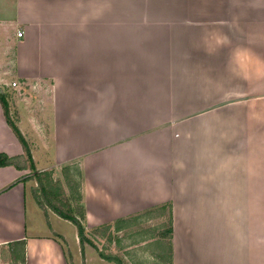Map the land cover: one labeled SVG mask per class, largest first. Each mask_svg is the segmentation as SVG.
Returning <instances> with one entry per match:
<instances>
[{"label":"crops","instance_id":"0c3cea01","mask_svg":"<svg viewBox=\"0 0 264 264\" xmlns=\"http://www.w3.org/2000/svg\"><path fill=\"white\" fill-rule=\"evenodd\" d=\"M0 9V83L23 94L10 114L37 171L80 168L87 230L170 205L171 264H264V0ZM0 153L24 155L1 105ZM31 174L0 167V264L17 240L25 264H111L76 226L70 248Z\"/></svg>","mask_w":264,"mask_h":264},{"label":"rangeland","instance_id":"374dc122","mask_svg":"<svg viewBox=\"0 0 264 264\" xmlns=\"http://www.w3.org/2000/svg\"><path fill=\"white\" fill-rule=\"evenodd\" d=\"M9 13L10 11L7 9H0V20L8 18ZM7 40L0 37V51L3 48L2 51L6 55V58L7 56L9 57V52L12 49ZM7 59L9 60V58ZM0 87L6 92L8 102L23 97L22 90L11 86H3L1 83ZM10 115L12 116V114ZM70 173L73 175L70 185L65 183L62 173L60 177L52 175V178L61 182L65 194L71 198L73 204H77L80 202V200H76L80 192L78 185L79 178L76 174L74 175V169ZM166 210V208L163 210L151 209L130 218L119 219L110 223L111 228L108 230H105L103 227L92 228L93 231L90 230L88 232V237L95 248L92 247L104 254L117 255L122 259V264H168V239L165 234L163 235L168 228V214ZM162 212L163 216H160ZM56 226L68 237L70 248L73 249L75 227L73 222L61 219ZM91 264L96 263L91 260ZM111 264L114 263L111 262Z\"/></svg>","mask_w":264,"mask_h":264},{"label":"trees","instance_id":"16d2710c","mask_svg":"<svg viewBox=\"0 0 264 264\" xmlns=\"http://www.w3.org/2000/svg\"><path fill=\"white\" fill-rule=\"evenodd\" d=\"M0 105L2 106L3 113L5 116V119L10 126L12 132L15 134L16 138L22 145L24 149V155H17V156H8L5 153H0V167L4 166H14L17 169H29V171L32 173L30 175L31 179H35L37 185L31 189L32 196L38 205V207L44 212L46 215L47 209L52 210L54 213H56L60 218L64 220L71 221L75 224L77 229V235L79 239V244L81 247V250L83 251V247L85 244H88L90 246H93V243L91 239L88 237V232L90 230L93 231L91 228L90 230H87L85 227V208L82 203V192H81V183H82V173L81 170L77 167L75 164H68L64 165L61 168V173L64 178V181L67 185H70L72 181L73 175H71L70 171L72 169L75 170L74 175L78 176L79 178V196L78 199L80 200L79 203L73 204L71 202V198L65 194L64 189L62 187V184L59 180H53L52 170H44V171H37L34 162L31 157L30 153V147L24 136L22 135L21 131L19 130L18 126L15 123V120L10 115L9 110V102H8V96L5 91L2 90L0 92ZM167 206V205H166ZM166 206H162L160 209H165ZM169 209L168 214V228L165 234L168 239V251L169 256L171 252V246H170V238H171V214H170V205L167 206ZM163 213H160V216H162ZM105 230H108L111 228L110 224H103L101 226ZM95 229V227H93ZM10 253L13 264H25V242L24 240H17L14 242H11L10 244ZM94 247V246H93ZM95 248V247H94ZM100 258L108 261L113 262L114 264H122V259L118 257L115 254H104L101 251H97ZM168 264H171V259L169 258Z\"/></svg>","mask_w":264,"mask_h":264},{"label":"built area","instance_id":"2783aa9c","mask_svg":"<svg viewBox=\"0 0 264 264\" xmlns=\"http://www.w3.org/2000/svg\"><path fill=\"white\" fill-rule=\"evenodd\" d=\"M16 35H17V37H21V36H22V32H21V31H17ZM1 85H3V86H11V87H13V88H16V87H17V84H16L15 81H12V82H10V83L2 82Z\"/></svg>","mask_w":264,"mask_h":264},{"label":"water","instance_id":"95a60500","mask_svg":"<svg viewBox=\"0 0 264 264\" xmlns=\"http://www.w3.org/2000/svg\"><path fill=\"white\" fill-rule=\"evenodd\" d=\"M0 92H2V89H1V87H0Z\"/></svg>","mask_w":264,"mask_h":264}]
</instances>
